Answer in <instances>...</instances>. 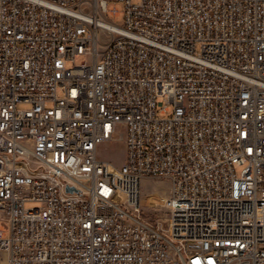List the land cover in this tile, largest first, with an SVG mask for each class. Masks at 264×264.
<instances>
[{
    "label": "built area",
    "instance_id": "built-area-1",
    "mask_svg": "<svg viewBox=\"0 0 264 264\" xmlns=\"http://www.w3.org/2000/svg\"><path fill=\"white\" fill-rule=\"evenodd\" d=\"M3 254L264 264V0H0Z\"/></svg>",
    "mask_w": 264,
    "mask_h": 264
},
{
    "label": "rangeland",
    "instance_id": "rangeland-1",
    "mask_svg": "<svg viewBox=\"0 0 264 264\" xmlns=\"http://www.w3.org/2000/svg\"><path fill=\"white\" fill-rule=\"evenodd\" d=\"M119 7L121 8L122 5H119ZM115 23L121 25L120 20L116 21ZM78 62H80V60ZM99 158L112 161L117 166H122L126 162V159H127V152H126L124 143L116 142V143L101 144L99 146ZM150 181H143L142 183L141 194L143 198H142V209L141 210H142V215L146 220L151 221V222H156L157 220L161 218L167 217L169 215V212L166 211L162 207V202L160 198L156 199V201L148 200V197H149L148 195L149 193H151L148 191L153 190V192H155L159 188V184L153 183V182H158V180H150ZM161 186L162 187H160L159 193L161 194V196H163L167 192V187H165L167 185H161ZM26 206L33 207L35 206V204L27 203ZM3 225L7 227L6 223H3ZM2 264H7L5 254H3Z\"/></svg>",
    "mask_w": 264,
    "mask_h": 264
},
{
    "label": "water",
    "instance_id": "water-1",
    "mask_svg": "<svg viewBox=\"0 0 264 264\" xmlns=\"http://www.w3.org/2000/svg\"><path fill=\"white\" fill-rule=\"evenodd\" d=\"M67 190H68L69 192H71V191H73V188L69 187Z\"/></svg>",
    "mask_w": 264,
    "mask_h": 264
}]
</instances>
